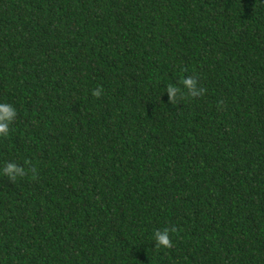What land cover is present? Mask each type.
I'll return each instance as SVG.
<instances>
[{"label":"trees","instance_id":"obj_1","mask_svg":"<svg viewBox=\"0 0 264 264\" xmlns=\"http://www.w3.org/2000/svg\"><path fill=\"white\" fill-rule=\"evenodd\" d=\"M0 103V264H264V0H0Z\"/></svg>","mask_w":264,"mask_h":264},{"label":"clouds","instance_id":"obj_2","mask_svg":"<svg viewBox=\"0 0 264 264\" xmlns=\"http://www.w3.org/2000/svg\"><path fill=\"white\" fill-rule=\"evenodd\" d=\"M184 88L187 89V94L192 97L203 96L206 93V88L198 86V80L194 76H187L181 81ZM166 92L169 97V103L177 104L178 95L182 98L184 93L179 87L173 85H168ZM103 93L102 87H97L92 90V96L99 99ZM17 111L16 109L7 103H0V136H7L10 130V125L16 119ZM26 163H28L26 161ZM35 172L34 168L30 169ZM3 174L8 177L11 182H15L17 177H22L26 175L25 169L15 162H8L3 167ZM177 231L176 227L164 228L163 230H156L154 233L155 246L157 248L170 249L172 248L173 241L171 239L170 233H175Z\"/></svg>","mask_w":264,"mask_h":264}]
</instances>
